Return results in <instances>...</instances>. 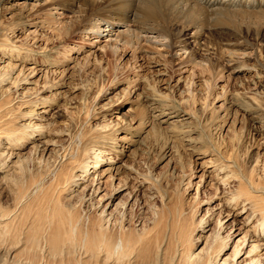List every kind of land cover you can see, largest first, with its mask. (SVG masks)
Instances as JSON below:
<instances>
[{
    "label": "rangeland",
    "instance_id": "374dc122",
    "mask_svg": "<svg viewBox=\"0 0 264 264\" xmlns=\"http://www.w3.org/2000/svg\"><path fill=\"white\" fill-rule=\"evenodd\" d=\"M47 4L0 0L1 209L12 214L22 206L46 207L62 152H73L80 135L108 133L106 140L113 137L119 151L105 146L99 152L101 170L115 163L130 170L127 178L103 175L98 183L101 171L75 166L69 183L59 189L64 204H80L82 216H105L113 230L123 219V229L135 234L157 220L159 227L170 229L172 239L186 243L193 237V257L225 239L228 244L216 264H231L232 250L239 244L243 250L234 261L248 264L247 251L256 245L259 250L252 257L255 264H264V228L256 227L264 220V205L258 206L262 195L239 191L240 177L228 165L230 153H237L246 173L264 186V33L254 47L262 53L259 59L249 54L242 62L205 70L180 51L162 49L157 39L146 40L136 51L126 37L116 43L118 34L135 27L134 21L103 24L99 33H92L77 24V13L71 12L75 8L48 10ZM186 38L194 46L192 36ZM142 111L159 130L152 125L137 130ZM220 125L223 143L217 155L208 135ZM180 126L189 129L192 141ZM248 131L253 132L252 142L234 141L235 134L246 138ZM20 134L24 137L13 143ZM166 135L184 145L180 157L169 153L158 160L147 154ZM96 153L84 157L94 162ZM239 194L245 205L233 208ZM201 219L206 223L200 224Z\"/></svg>",
    "mask_w": 264,
    "mask_h": 264
},
{
    "label": "bare ground",
    "instance_id": "6f19581e",
    "mask_svg": "<svg viewBox=\"0 0 264 264\" xmlns=\"http://www.w3.org/2000/svg\"><path fill=\"white\" fill-rule=\"evenodd\" d=\"M47 2L48 10L56 6L75 8L76 10L71 12L77 13L75 17L77 24L86 25L85 29L92 33H99L103 24L108 27L115 23L134 21L135 27L118 34L116 43H120L123 37H126L125 42L136 51L146 40L157 39L155 43L162 49L169 52L180 51L187 61L201 65L205 70L208 67L215 70L217 64L228 61L242 62L249 54L257 59L262 55L261 51L254 47L264 33V0H47ZM188 35L192 36L194 46L190 47L186 38ZM250 39H253V42ZM202 42L204 43L201 44ZM242 44L251 50L242 49ZM210 54L217 56L215 60ZM138 121L137 130H142L147 125L159 130L158 123L150 121L145 111L141 112ZM170 126L175 127L173 124ZM126 128L129 129L130 126L126 124ZM222 128L223 125H220L215 133L208 135V143L213 146L217 155L220 154V146L223 143L220 141ZM178 130L186 134L188 141L193 140L188 135L189 129L184 131L180 126ZM138 132L133 134L139 135ZM10 134L6 135L8 139L12 136ZM22 137L24 134L13 137L11 141L14 143L16 139ZM112 138L107 141L108 133L105 135L98 133L90 137L80 135L73 152H62L60 158H63V161L52 174L55 184L51 198L44 200L46 207L30 209L28 206H22L16 209L17 212L15 210L10 214L12 211L1 209L0 206V264L217 263V259L228 244L225 239L214 241L202 255L193 257V252L190 251L193 237L186 239V243L179 242L180 239H172L170 229L166 231V225L164 228L159 227L157 220L153 222L152 227L144 229L139 234L124 230L123 219L118 223V228L113 230L108 226L109 219L105 216L100 215L98 218L90 214L82 216L79 211L80 204L78 207H69L61 201L59 189L69 183L71 169L75 166L81 167L85 172L101 171L98 183L103 175H108L110 180L114 177L119 181L127 178L130 170L122 169L115 163L109 162V166L101 170L102 165L99 162L102 158L99 152L106 150L105 146L109 148L108 150L119 151L116 143L111 142ZM162 138L149 148L147 154L154 153L158 160L169 153L179 156L184 145H180L175 136L166 135ZM253 139V132L248 131L246 138L235 134L234 141L243 144L247 141L252 142ZM92 150L98 153L93 156L95 161L89 162L84 156ZM249 150L251 148L248 145L245 150L248 157ZM230 158L231 163L228 165L235 168L233 173L240 177L239 181L242 184L239 191L257 198H260V195L255 193L259 192L262 201L258 206H261V202L264 205V186L254 182L252 176L246 173L248 171L242 168L237 153L234 155L231 152ZM162 195L167 197L166 191H162ZM239 196L240 194L236 196L237 200L231 198L235 201L233 208L236 205L244 207V202L238 200ZM218 222L220 225V221ZM203 223L206 222L201 219L200 224ZM256 227L258 231H262L264 220L259 221ZM239 245L232 250L231 264H236L234 259H237L243 250V247H238ZM18 248L19 253L15 256L13 253ZM258 250L259 246L253 245L247 251L250 257L248 264L257 262L252 256L257 254Z\"/></svg>",
    "mask_w": 264,
    "mask_h": 264
}]
</instances>
